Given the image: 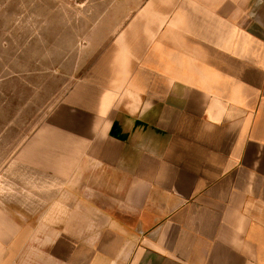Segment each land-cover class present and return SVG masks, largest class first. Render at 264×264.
<instances>
[{
    "label": "crops",
    "instance_id": "0c3cea01",
    "mask_svg": "<svg viewBox=\"0 0 264 264\" xmlns=\"http://www.w3.org/2000/svg\"><path fill=\"white\" fill-rule=\"evenodd\" d=\"M134 23L2 140L0 264H264V0Z\"/></svg>",
    "mask_w": 264,
    "mask_h": 264
},
{
    "label": "rangeland",
    "instance_id": "374dc122",
    "mask_svg": "<svg viewBox=\"0 0 264 264\" xmlns=\"http://www.w3.org/2000/svg\"><path fill=\"white\" fill-rule=\"evenodd\" d=\"M152 1L157 0H0V75L14 74L15 84L0 90V155L7 149L2 140H21L33 130L26 125L31 119L28 109L34 106L28 100L38 94L39 86L46 84L40 96L53 99L69 83L66 76L76 60L80 70L97 61L117 45L118 28L126 26L129 34L136 12ZM105 30L110 38L104 37ZM39 72L47 77L40 78ZM54 72L59 75L52 79L48 75ZM12 120L15 124L8 126ZM3 165L0 157V168ZM0 183H6L5 176Z\"/></svg>",
    "mask_w": 264,
    "mask_h": 264
}]
</instances>
